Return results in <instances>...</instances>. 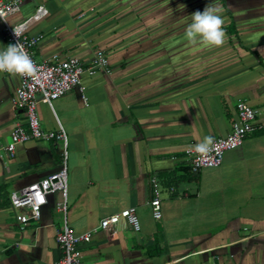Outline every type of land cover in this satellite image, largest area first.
<instances>
[{
  "label": "crops",
  "instance_id": "crops-1",
  "mask_svg": "<svg viewBox=\"0 0 264 264\" xmlns=\"http://www.w3.org/2000/svg\"><path fill=\"white\" fill-rule=\"evenodd\" d=\"M209 2L24 0L9 18L15 25L49 9L28 31L44 37L39 62L58 54L87 64L99 49L109 59V75L82 76L87 101L79 88L52 107L37 97L43 129L62 125L68 135L69 226L84 234L129 208L141 222L138 232L126 221L98 230L80 245L83 264H264V0H217L223 44L190 43L185 25ZM8 44L0 19V48ZM19 85V76L0 73L1 144L23 121L12 103ZM239 101L257 111L258 129L220 167L190 174L187 149L227 136ZM62 147L31 140L0 159V264L61 259L62 193L24 229L10 196L58 171Z\"/></svg>",
  "mask_w": 264,
  "mask_h": 264
},
{
  "label": "built area",
  "instance_id": "built-area-1",
  "mask_svg": "<svg viewBox=\"0 0 264 264\" xmlns=\"http://www.w3.org/2000/svg\"><path fill=\"white\" fill-rule=\"evenodd\" d=\"M24 0H0V19L3 23V31L8 43H19L31 56L38 66L35 78L19 76L20 85L12 99L17 111L23 112V121L14 125L11 139L6 144L0 143V159H13L16 155L17 145L31 140L47 142H60L63 147L61 166L56 172L28 187L12 192L10 196L11 208L15 213L17 222L24 229L30 222L41 217V211L48 203V197L56 192L62 193V200L56 204V209L64 214L65 225L57 235V243L62 252V257L56 264H83V252L80 245L90 243L94 233L98 230H106L111 226L126 221L134 231L141 230V222L136 208H129L104 218L100 225L93 231L78 235L68 224V135L62 125L56 131L43 129L41 117L38 112V95L40 102L52 107L53 102L66 95L74 88H79L83 93L85 86L82 76H90L97 73L109 75L111 66L107 53L104 50H96L91 61L84 63L79 58L72 56L53 55L49 59L39 62L36 57V49L43 40V35H29L28 31L32 23L39 22L49 15V9L40 5L26 20L11 24L9 18L21 12ZM8 74V73H2ZM235 119L231 132L225 137L214 138L210 151L200 154L195 151L194 144L187 149L189 166L193 173H198L205 168L220 167L224 161L226 152L235 150L243 145L247 137L258 129L257 111L247 102L239 101L235 110ZM159 194L151 201L153 216L162 218V203Z\"/></svg>",
  "mask_w": 264,
  "mask_h": 264
},
{
  "label": "clouds",
  "instance_id": "clouds-1",
  "mask_svg": "<svg viewBox=\"0 0 264 264\" xmlns=\"http://www.w3.org/2000/svg\"><path fill=\"white\" fill-rule=\"evenodd\" d=\"M184 7L183 5L180 6ZM220 5L217 0H210L203 11L197 10L191 14V21L184 28V36L190 43L203 42L210 46H220L225 39L224 19L220 15ZM38 66L19 43H9L0 48V73L30 76L35 78ZM214 138L204 136L203 140L194 145L195 151L206 154L210 151Z\"/></svg>",
  "mask_w": 264,
  "mask_h": 264
},
{
  "label": "trees",
  "instance_id": "trees-1",
  "mask_svg": "<svg viewBox=\"0 0 264 264\" xmlns=\"http://www.w3.org/2000/svg\"><path fill=\"white\" fill-rule=\"evenodd\" d=\"M191 173L196 175V173H193V172L191 171V169H190V174H191ZM191 178L193 179V176L190 177V180H192Z\"/></svg>",
  "mask_w": 264,
  "mask_h": 264
}]
</instances>
